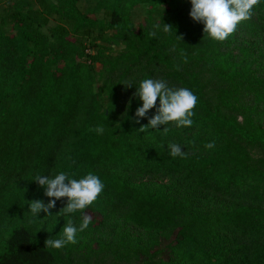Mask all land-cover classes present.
<instances>
[{"label":"trees","instance_id":"1","mask_svg":"<svg viewBox=\"0 0 264 264\" xmlns=\"http://www.w3.org/2000/svg\"><path fill=\"white\" fill-rule=\"evenodd\" d=\"M78 1L5 0L0 264H149L161 251L157 264H264V0L223 42L192 20L190 0H97L87 12ZM140 3L163 17L135 28ZM163 22L171 32L153 28ZM92 31L107 45L82 48ZM92 71L102 74L103 107ZM145 78L198 97L191 127L139 131L156 111L137 122L142 101L133 94ZM169 143L186 156L173 158ZM61 171L92 172L104 190L77 242L55 249L44 241L62 238L69 219L79 228L82 213H59L61 198L51 215L33 218L29 202L54 199L34 178Z\"/></svg>","mask_w":264,"mask_h":264},{"label":"clouds","instance_id":"2","mask_svg":"<svg viewBox=\"0 0 264 264\" xmlns=\"http://www.w3.org/2000/svg\"><path fill=\"white\" fill-rule=\"evenodd\" d=\"M260 3V0H190L191 8L189 16L193 21L203 24V33L211 39L223 42L235 33L240 23L251 19L253 9ZM153 28L162 30L165 33L171 32L173 26L163 22L154 24ZM150 37L156 36V31L149 32ZM176 37L182 40L181 36ZM184 55L183 53H181ZM185 62L187 56H184ZM131 87L132 82L124 84ZM142 101V105L135 111L137 122L139 118L146 117L150 109L155 108V114L148 118L146 125H141L140 132L151 129H158L160 125L174 123L176 127H191L192 117L195 115V107L198 97L184 87H169L163 79L145 78L139 81L136 91L133 94ZM157 100L159 101L157 106ZM92 131L102 133L103 126H97ZM169 128L164 127L163 133L166 135ZM214 141H210L205 148H214ZM170 155L175 158L186 156L181 146L176 143H169ZM74 175V174H73ZM40 186H45V195L50 198L47 204L41 200L29 202V211L33 218L43 211L47 215L55 207V202L61 198H67V203L59 210L62 215L81 212V223L79 228L74 226L69 219L63 226L62 238L52 239L48 237L44 241V247L60 249L68 243L77 242V232H82L92 223L91 215L85 210L91 206L104 190L102 180L92 172H88L82 178H72L66 172H59L54 176L37 174L34 178Z\"/></svg>","mask_w":264,"mask_h":264},{"label":"rangeland","instance_id":"3","mask_svg":"<svg viewBox=\"0 0 264 264\" xmlns=\"http://www.w3.org/2000/svg\"><path fill=\"white\" fill-rule=\"evenodd\" d=\"M97 0H79L78 1V8L81 12H87L89 9H91L95 2ZM5 0H1L0 2V27L7 29L9 24L6 22L8 17H7V12L5 8ZM151 15L153 19H158L163 17L162 10L157 7H153L149 5L148 3H140L136 5L132 10H131V21L134 24L135 28L139 26V24L148 16ZM97 16L103 20L108 19V14L105 11H98ZM55 22V19H51L50 25L44 26L42 29L43 31L47 32L49 27ZM105 34L98 32V31H92L90 32L89 37H83L81 39V47L83 48L85 45L86 47L89 46L92 51L93 50H98L100 49L101 46H106L107 43L103 40V36ZM116 49H119L121 46H114ZM114 49V48H113ZM95 85H96V92L98 94V98L100 99L102 103V107L106 105L107 98L105 97L106 95L99 90V87L101 85V77L102 74L99 73L98 71H92ZM90 215V214H89ZM92 217V215H91ZM98 218V217H97ZM162 253L158 254L156 257H154L149 264H157L159 261L160 257L164 254V251H161ZM144 261L142 260L140 264H143Z\"/></svg>","mask_w":264,"mask_h":264}]
</instances>
